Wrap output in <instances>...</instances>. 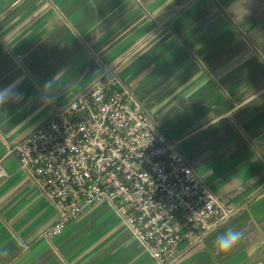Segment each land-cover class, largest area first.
Wrapping results in <instances>:
<instances>
[{"label": "crops", "instance_id": "obj_1", "mask_svg": "<svg viewBox=\"0 0 264 264\" xmlns=\"http://www.w3.org/2000/svg\"><path fill=\"white\" fill-rule=\"evenodd\" d=\"M100 61L232 209L171 264H264V0H0V86L23 96L0 106V264H156L104 202L47 240L55 211L10 151ZM228 227L245 239L217 253Z\"/></svg>", "mask_w": 264, "mask_h": 264}, {"label": "built area", "instance_id": "obj_2", "mask_svg": "<svg viewBox=\"0 0 264 264\" xmlns=\"http://www.w3.org/2000/svg\"><path fill=\"white\" fill-rule=\"evenodd\" d=\"M13 152L56 217L52 241L104 202L156 264H171L232 213L144 111L116 64L98 75Z\"/></svg>", "mask_w": 264, "mask_h": 264}, {"label": "clouds", "instance_id": "obj_3", "mask_svg": "<svg viewBox=\"0 0 264 264\" xmlns=\"http://www.w3.org/2000/svg\"><path fill=\"white\" fill-rule=\"evenodd\" d=\"M56 86L55 78L44 83L45 92H51ZM22 93L19 91V82L13 81L8 85L0 86V106L9 102H19L22 100ZM47 100V96H42ZM245 239L244 231L233 227H228L224 232L218 234L213 242V247L217 253L227 254L234 250Z\"/></svg>", "mask_w": 264, "mask_h": 264}]
</instances>
